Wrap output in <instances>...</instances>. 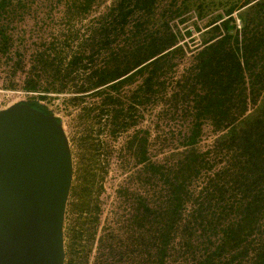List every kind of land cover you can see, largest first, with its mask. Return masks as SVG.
<instances>
[{
	"label": "trees",
	"instance_id": "trees-1",
	"mask_svg": "<svg viewBox=\"0 0 264 264\" xmlns=\"http://www.w3.org/2000/svg\"><path fill=\"white\" fill-rule=\"evenodd\" d=\"M53 1L63 4L67 32L34 50L22 85L34 93L27 102L53 113L43 100L73 83L77 95L72 102L88 92L102 96L99 115H107L115 134L137 122V104L159 99L166 103L159 114L181 116L190 124L171 133L194 164L169 174L161 181L162 192L137 206L124 250L136 251L142 264H264V0L225 3L208 21L200 47L176 79L168 76L178 64L175 59L186 54L181 40L193 32L179 28L192 8L188 0ZM35 4L0 0V61L10 59L14 73L25 67L17 17L36 9ZM97 10L81 34L76 24ZM195 10L199 18L206 14L201 5ZM136 80L129 93L134 103L124 106L119 92ZM206 124L215 138L201 150ZM86 142L80 176L72 186L74 200L67 208L65 264L88 263L97 231V225L92 230L100 212L94 193L102 189L97 183L103 174L92 163L102 147ZM149 145L147 130L128 139L136 164L150 161ZM94 211L91 221L87 214Z\"/></svg>",
	"mask_w": 264,
	"mask_h": 264
},
{
	"label": "rangeland",
	"instance_id": "rangeland-1",
	"mask_svg": "<svg viewBox=\"0 0 264 264\" xmlns=\"http://www.w3.org/2000/svg\"><path fill=\"white\" fill-rule=\"evenodd\" d=\"M33 1L36 2L34 5L36 9H31L24 16L17 17L16 31L19 32L17 44L23 45L24 69L14 73L13 63L10 59L4 57L0 61V107L7 106L16 97H23L19 92L23 90V79L32 66L33 53L37 46L43 43L48 44L53 39H63L67 32V22L61 2L55 4L53 0ZM188 1L192 8L186 13L188 19L180 23L179 28L181 30L191 28L193 32L191 35L186 34L182 38L181 43L186 49V54L175 59L178 64L168 79L171 76H175V79L178 78L189 64L197 48L201 45L202 32L206 29L205 27L211 17L220 11L225 3L239 0ZM200 5L206 13L203 18H199L197 10H195ZM99 12L98 10L94 11L93 14L84 17L82 22L79 21V24H76L81 34H84L85 25L95 19ZM237 12L234 13L235 16H237ZM175 23L177 24L178 20ZM198 26L200 29H197ZM23 40L24 42H22ZM71 46L72 49L76 48L77 42L74 41ZM12 83L16 86L12 87ZM138 83L139 80H136L120 90L119 94L124 106L134 103L130 94ZM70 87L71 89L61 93H50L49 98L43 101L54 109V113L61 118L68 135L74 162L72 186L76 184L83 165L82 157L85 153L83 151L85 146L83 147L82 141L86 138L85 144L89 142L94 146L101 145L102 147L99 155L95 153L97 150L94 147L91 149V152L96 155L92 165L96 166L98 172L102 173L103 176H98L97 183V188L101 184L102 189L94 193V204L100 207L98 221L96 223L92 221L96 211L87 214L93 223L92 230L97 225L91 250L90 248L87 250V264H142L136 258V251L131 253L123 248L122 242L128 232V223L137 206L145 198L151 199L162 192L164 183L161 181H166L169 174L174 176L189 170L194 164V162H188V156H184L188 152L186 146L179 145L171 133L174 131L175 134L181 129L186 130L190 124L181 116L173 117L166 116L164 113L159 114L162 107L166 108V103L159 99V101L144 106L137 104L135 112L137 122L128 128L120 129L115 134L107 115H99L102 96L88 92L83 95L82 99L72 102L70 98L77 93L73 83L70 84ZM139 130L149 131L151 159L138 165L136 158L127 148V141ZM214 138L215 133L211 126L206 124L200 140V149L206 150L211 147ZM101 166L103 168H100ZM159 173L162 176L159 177ZM73 200L74 195L71 188L67 208H71ZM66 221L65 217V224ZM89 225V222L85 224L86 227ZM84 236L86 238L87 234ZM178 264L183 263L179 262Z\"/></svg>",
	"mask_w": 264,
	"mask_h": 264
},
{
	"label": "water",
	"instance_id": "water-1",
	"mask_svg": "<svg viewBox=\"0 0 264 264\" xmlns=\"http://www.w3.org/2000/svg\"><path fill=\"white\" fill-rule=\"evenodd\" d=\"M74 175L63 121L27 101L0 109V264H65Z\"/></svg>",
	"mask_w": 264,
	"mask_h": 264
},
{
	"label": "built area",
	"instance_id": "built-area-1",
	"mask_svg": "<svg viewBox=\"0 0 264 264\" xmlns=\"http://www.w3.org/2000/svg\"><path fill=\"white\" fill-rule=\"evenodd\" d=\"M19 93L22 94L23 97L14 98L10 104H12L14 102H17V101H27L28 98L30 97V95L34 94L33 92H27V91H24V90H21ZM10 104H8V105H10ZM2 108H4V107H0V109H2Z\"/></svg>",
	"mask_w": 264,
	"mask_h": 264
}]
</instances>
